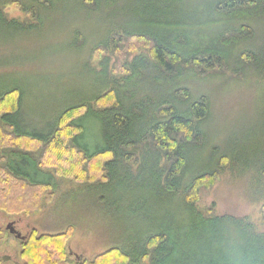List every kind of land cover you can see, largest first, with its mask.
<instances>
[{
	"label": "trees",
	"instance_id": "16d2710c",
	"mask_svg": "<svg viewBox=\"0 0 264 264\" xmlns=\"http://www.w3.org/2000/svg\"><path fill=\"white\" fill-rule=\"evenodd\" d=\"M64 1L0 0V27H41L43 17ZM68 2L120 16L93 52L119 49L128 40H144L151 48L129 62L122 76L105 70L99 91L58 111L46 132L23 119L21 88L0 92V210L14 215L40 211L57 187L51 177L71 178L99 187L108 208L126 206L147 222L137 238L88 264H264V231L255 223L198 208L202 191L213 187L235 159L211 156L213 167L191 169V156L206 144L201 126L211 114L210 96L198 94L192 83L211 75L239 76L234 53L239 61L255 63L254 51L240 47L253 38L251 21L264 16V0H209L201 6L194 0ZM10 3L30 20H9L3 6ZM257 64L264 75V61ZM90 117L101 125L99 147L83 140L88 131L83 122ZM259 174L261 181L264 165ZM107 194L114 196L110 204ZM71 232L28 237L24 264H60Z\"/></svg>",
	"mask_w": 264,
	"mask_h": 264
},
{
	"label": "rangeland",
	"instance_id": "374dc122",
	"mask_svg": "<svg viewBox=\"0 0 264 264\" xmlns=\"http://www.w3.org/2000/svg\"><path fill=\"white\" fill-rule=\"evenodd\" d=\"M207 1L194 3L201 6ZM3 11L9 20H30L15 3L3 6ZM104 11L85 10L66 0L43 17L41 27L25 31L0 27V92L12 87L24 91L21 114L27 124H40L41 131H48L58 111L89 100L99 91L105 70L122 76L129 62L149 53L151 45L144 40H128L119 49L93 52L96 45L104 44L110 25L120 18ZM202 18L210 19L206 14ZM251 26L253 38L240 48H251L255 63L239 61L234 53L231 58L240 69L239 76L211 75L192 83L198 94L210 96L211 114L201 126L206 144L191 156V169L213 167L211 156L234 158L236 163L224 168L216 184L202 191L198 208L215 215L247 217L264 231V178L259 181V169L264 165V75L257 69V62L264 61V16L252 19ZM95 121L91 117L84 120L88 131L83 140L99 147L101 125ZM51 179L57 187L42 210L18 215L0 210V264L25 263L24 241L7 230L10 223L27 239L57 236L72 229L64 261L59 262L55 252L54 259L60 264H88L146 229L147 222L133 216L128 207L114 211L102 203L104 194L99 187L88 188L61 176ZM111 197L107 194L105 202L110 204Z\"/></svg>",
	"mask_w": 264,
	"mask_h": 264
},
{
	"label": "water",
	"instance_id": "95a60500",
	"mask_svg": "<svg viewBox=\"0 0 264 264\" xmlns=\"http://www.w3.org/2000/svg\"><path fill=\"white\" fill-rule=\"evenodd\" d=\"M7 230H9V232L16 236V238L20 239V240H26L27 239V236H22V234L20 232H18L16 230V228L14 227V223H10L8 226H7ZM4 261H9L10 259L9 258H4L3 259Z\"/></svg>",
	"mask_w": 264,
	"mask_h": 264
},
{
	"label": "flooded vegetation",
	"instance_id": "af4514ba",
	"mask_svg": "<svg viewBox=\"0 0 264 264\" xmlns=\"http://www.w3.org/2000/svg\"><path fill=\"white\" fill-rule=\"evenodd\" d=\"M14 227L16 228L15 223H14Z\"/></svg>",
	"mask_w": 264,
	"mask_h": 264
}]
</instances>
